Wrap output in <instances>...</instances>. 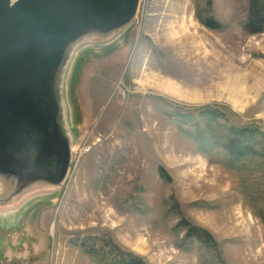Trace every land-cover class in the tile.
Listing matches in <instances>:
<instances>
[{
  "label": "rangeland",
  "instance_id": "374dc122",
  "mask_svg": "<svg viewBox=\"0 0 264 264\" xmlns=\"http://www.w3.org/2000/svg\"><path fill=\"white\" fill-rule=\"evenodd\" d=\"M248 5L140 0L119 36L76 49L68 175L0 215V264H264V160L228 167L194 136L256 126L264 149V27L245 28Z\"/></svg>",
  "mask_w": 264,
  "mask_h": 264
},
{
  "label": "water",
  "instance_id": "95a60500",
  "mask_svg": "<svg viewBox=\"0 0 264 264\" xmlns=\"http://www.w3.org/2000/svg\"><path fill=\"white\" fill-rule=\"evenodd\" d=\"M139 3L0 0V203L14 200L0 208L11 211L3 217L59 190L74 137L64 71L78 47L107 44L125 31Z\"/></svg>",
  "mask_w": 264,
  "mask_h": 264
},
{
  "label": "trees",
  "instance_id": "16d2710c",
  "mask_svg": "<svg viewBox=\"0 0 264 264\" xmlns=\"http://www.w3.org/2000/svg\"><path fill=\"white\" fill-rule=\"evenodd\" d=\"M247 13L244 23L245 28L251 33L260 32L264 27V0H249ZM202 23L211 26L210 19H204ZM212 134L210 138H204L196 130L194 136L199 145V150L205 153L214 147H220L227 158L225 162H227L228 167L244 168L247 164H251V162L256 164L257 162L255 161L258 159L264 160L263 146L261 145L262 147L260 146V148L257 142L258 129L256 126L247 125L241 128H233L232 130L227 127L225 134L223 133L219 136L215 133ZM261 166L264 168V164ZM201 232L199 229L195 232L188 231L186 237L203 236L204 234ZM205 238L207 236L202 237L203 240Z\"/></svg>",
  "mask_w": 264,
  "mask_h": 264
},
{
  "label": "bare ground",
  "instance_id": "6f19581e",
  "mask_svg": "<svg viewBox=\"0 0 264 264\" xmlns=\"http://www.w3.org/2000/svg\"><path fill=\"white\" fill-rule=\"evenodd\" d=\"M235 81H238V80L236 79ZM235 81H234V83H235ZM234 85H235V84H234ZM240 89L242 90V89H243V87H241Z\"/></svg>",
  "mask_w": 264,
  "mask_h": 264
}]
</instances>
